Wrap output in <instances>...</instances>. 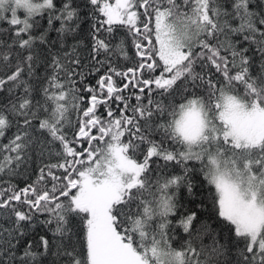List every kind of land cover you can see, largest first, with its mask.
<instances>
[{
  "label": "snow or ice",
  "instance_id": "obj_1",
  "mask_svg": "<svg viewBox=\"0 0 264 264\" xmlns=\"http://www.w3.org/2000/svg\"><path fill=\"white\" fill-rule=\"evenodd\" d=\"M0 264H264V0H0Z\"/></svg>",
  "mask_w": 264,
  "mask_h": 264
},
{
  "label": "trees",
  "instance_id": "obj_2",
  "mask_svg": "<svg viewBox=\"0 0 264 264\" xmlns=\"http://www.w3.org/2000/svg\"><path fill=\"white\" fill-rule=\"evenodd\" d=\"M253 3H255V0H253ZM57 26H59L57 24ZM87 24L84 25V28H87ZM50 35L55 36V33H50ZM130 66V65H129ZM42 71V70H41ZM98 77H94L90 80L91 83H95V79ZM14 131V129H13ZM11 133H9L10 135ZM3 142H7L6 140H4ZM190 167L192 166L191 164L189 165ZM198 167V165H197ZM5 179H7V177H5ZM35 179V174L32 173L31 169L28 172H25L23 169H21V172L19 175H16L12 178V183L16 184L18 187L22 188L25 186V184L30 183L31 180ZM195 190H194V196L192 197H188L186 192L182 193L183 197H186L187 199H185L183 202L188 206V207H192L193 204L190 203V201H194L195 204H201L203 203V208L199 209L198 211L201 213V219H204V213H206V211L208 209L211 208V199L209 198V188L206 184V181L203 180V176L202 174L197 173L195 175ZM40 218L43 219L44 216L41 214ZM46 230L43 228L42 225H37L34 229H32V234L36 236V238L38 239V236L41 234H44ZM179 235L183 236L184 239H187V236L185 234L182 233V230L179 231ZM49 238H51V234L49 233ZM205 243H208L209 241L206 239L204 241Z\"/></svg>",
  "mask_w": 264,
  "mask_h": 264
}]
</instances>
